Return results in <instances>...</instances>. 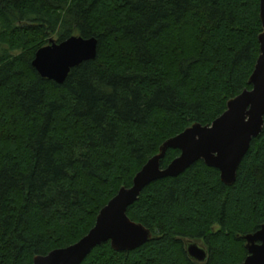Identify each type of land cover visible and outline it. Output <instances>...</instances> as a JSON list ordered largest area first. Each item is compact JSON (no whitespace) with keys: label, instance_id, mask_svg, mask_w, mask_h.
<instances>
[{"label":"trees","instance_id":"trees-1","mask_svg":"<svg viewBox=\"0 0 264 264\" xmlns=\"http://www.w3.org/2000/svg\"><path fill=\"white\" fill-rule=\"evenodd\" d=\"M260 0H0V264L73 245L160 146L210 125L250 90ZM95 38L58 84L31 63L50 40ZM169 148L165 168L179 155ZM151 239L110 242L81 264H241L264 224V124L233 184L202 160L151 182L127 208ZM202 242L205 262L185 241Z\"/></svg>","mask_w":264,"mask_h":264},{"label":"water","instance_id":"water-1","mask_svg":"<svg viewBox=\"0 0 264 264\" xmlns=\"http://www.w3.org/2000/svg\"><path fill=\"white\" fill-rule=\"evenodd\" d=\"M259 10L262 32L258 36L259 55L248 80L251 89L230 99L226 110L210 125L194 123L167 139L159 152L135 174L132 185L121 187L100 209L85 236L73 245L36 256L32 264H81L93 248L105 242H110L116 251H131L142 246L152 234L142 224L129 219L127 208L151 182L176 177L199 160L216 168L225 185L234 183L243 156L264 124V0H260ZM96 54L95 38L71 36L59 43L50 40L36 51L31 65L42 78L61 84L72 68L93 60ZM169 148L178 149L180 153L162 168L160 161ZM244 239L248 254L241 264H264V224ZM185 251L194 261L207 259L206 248L192 240L185 241Z\"/></svg>","mask_w":264,"mask_h":264},{"label":"rangeland","instance_id":"rangeland-1","mask_svg":"<svg viewBox=\"0 0 264 264\" xmlns=\"http://www.w3.org/2000/svg\"><path fill=\"white\" fill-rule=\"evenodd\" d=\"M197 243H199V244H201V245H202V242H197Z\"/></svg>","mask_w":264,"mask_h":264}]
</instances>
